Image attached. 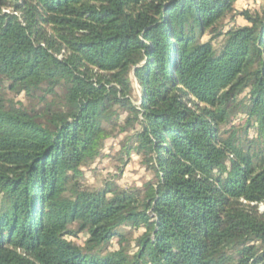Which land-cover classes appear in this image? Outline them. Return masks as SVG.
I'll return each instance as SVG.
<instances>
[{"label": "trees", "instance_id": "trees-1", "mask_svg": "<svg viewBox=\"0 0 264 264\" xmlns=\"http://www.w3.org/2000/svg\"><path fill=\"white\" fill-rule=\"evenodd\" d=\"M236 2L0 0V264H264V7ZM120 114L153 179L89 189Z\"/></svg>", "mask_w": 264, "mask_h": 264}, {"label": "rangeland", "instance_id": "rangeland-1", "mask_svg": "<svg viewBox=\"0 0 264 264\" xmlns=\"http://www.w3.org/2000/svg\"><path fill=\"white\" fill-rule=\"evenodd\" d=\"M259 6L264 7L263 0H237L235 8L238 11L246 9H257ZM3 12H11V8H2ZM228 19L225 20V22ZM237 25H245V21L241 17L236 18ZM205 38H203L204 40ZM130 82L133 88L131 94V101L134 105L140 104V89L136 83L135 78L130 75ZM18 100L23 101V96H19ZM125 114H120L118 118H115V128L107 132V138L105 140L103 150L100 156L90 167L83 168V184L89 189L98 190L103 188L107 184L115 185L119 189L135 190L142 189L144 184L153 179V173L141 164L142 159L134 152L130 153L129 158L124 156L125 163L119 161V157H116L117 152L120 149V145L126 144V134L118 133L120 126H123ZM245 117L242 115L237 116V119L232 120V124L236 127H244ZM255 130L250 128L248 131V139H254ZM256 210L259 214L264 213V202L256 205ZM122 231L126 236L125 248L128 249L130 254L136 251L134 246V239L142 233V230L134 231L129 227H123ZM75 244L82 246L86 239L85 233H80L77 237H67ZM110 249H118L117 239L114 238L110 242Z\"/></svg>", "mask_w": 264, "mask_h": 264}]
</instances>
